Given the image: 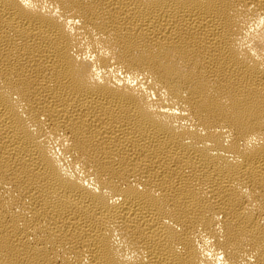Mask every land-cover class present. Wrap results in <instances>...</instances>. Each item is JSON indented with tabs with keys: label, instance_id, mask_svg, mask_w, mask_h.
Here are the masks:
<instances>
[{
	"label": "bare ground",
	"instance_id": "bare-ground-1",
	"mask_svg": "<svg viewBox=\"0 0 264 264\" xmlns=\"http://www.w3.org/2000/svg\"><path fill=\"white\" fill-rule=\"evenodd\" d=\"M0 264H264V0H0Z\"/></svg>",
	"mask_w": 264,
	"mask_h": 264
}]
</instances>
